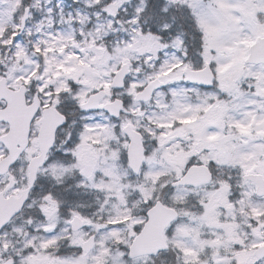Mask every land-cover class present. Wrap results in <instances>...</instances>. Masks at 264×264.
Listing matches in <instances>:
<instances>
[{
    "label": "snow or ice",
    "instance_id": "1",
    "mask_svg": "<svg viewBox=\"0 0 264 264\" xmlns=\"http://www.w3.org/2000/svg\"><path fill=\"white\" fill-rule=\"evenodd\" d=\"M0 264H264V0H0Z\"/></svg>",
    "mask_w": 264,
    "mask_h": 264
}]
</instances>
